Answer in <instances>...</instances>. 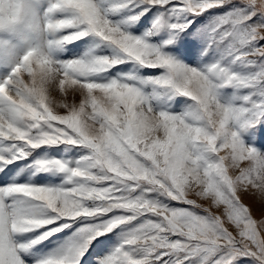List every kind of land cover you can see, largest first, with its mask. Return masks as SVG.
<instances>
[{
    "label": "snow or ice",
    "instance_id": "6c2138e0",
    "mask_svg": "<svg viewBox=\"0 0 264 264\" xmlns=\"http://www.w3.org/2000/svg\"><path fill=\"white\" fill-rule=\"evenodd\" d=\"M244 196L264 0H0V264H264Z\"/></svg>",
    "mask_w": 264,
    "mask_h": 264
},
{
    "label": "rangeland",
    "instance_id": "374dc122",
    "mask_svg": "<svg viewBox=\"0 0 264 264\" xmlns=\"http://www.w3.org/2000/svg\"><path fill=\"white\" fill-rule=\"evenodd\" d=\"M80 43H81L80 41H77L75 44L68 45L67 48L76 50L77 45H79ZM83 51H84L83 49H80L79 52H77L76 54H81V53H83ZM72 55H73V53H70L66 49L63 53V58H70ZM243 202L245 204H248L251 206L252 213L257 218H259L261 216L262 212H264V208H262L258 202L254 201L252 198H250L248 196L243 197Z\"/></svg>",
    "mask_w": 264,
    "mask_h": 264
}]
</instances>
